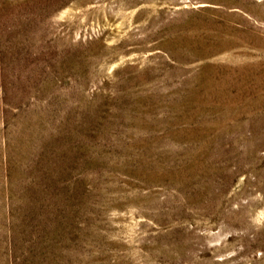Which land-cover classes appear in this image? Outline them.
<instances>
[{"label": "rangeland", "instance_id": "1", "mask_svg": "<svg viewBox=\"0 0 264 264\" xmlns=\"http://www.w3.org/2000/svg\"><path fill=\"white\" fill-rule=\"evenodd\" d=\"M0 264H264V0H0Z\"/></svg>", "mask_w": 264, "mask_h": 264}]
</instances>
